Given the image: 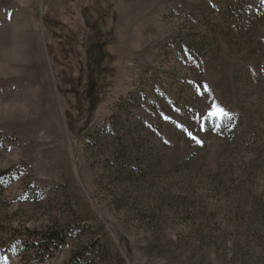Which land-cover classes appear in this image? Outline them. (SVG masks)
<instances>
[{
	"label": "rangeland",
	"instance_id": "obj_1",
	"mask_svg": "<svg viewBox=\"0 0 264 264\" xmlns=\"http://www.w3.org/2000/svg\"><path fill=\"white\" fill-rule=\"evenodd\" d=\"M0 264H264V0H0Z\"/></svg>",
	"mask_w": 264,
	"mask_h": 264
},
{
	"label": "trees",
	"instance_id": "obj_2",
	"mask_svg": "<svg viewBox=\"0 0 264 264\" xmlns=\"http://www.w3.org/2000/svg\"><path fill=\"white\" fill-rule=\"evenodd\" d=\"M93 75L91 76L92 79ZM36 237V241L34 242V240H30L31 238L29 237L28 239L22 240L23 243H25L30 249H37L39 248V246H44L45 250L47 251H51L50 249L53 246L59 247L60 245H62L66 238H67V232H55V231H51V232H45L41 235H37Z\"/></svg>",
	"mask_w": 264,
	"mask_h": 264
},
{
	"label": "snow or ice",
	"instance_id": "obj_3",
	"mask_svg": "<svg viewBox=\"0 0 264 264\" xmlns=\"http://www.w3.org/2000/svg\"><path fill=\"white\" fill-rule=\"evenodd\" d=\"M211 115H217V116H222V115H227L226 113H224V111L222 109H217L216 112L211 113Z\"/></svg>",
	"mask_w": 264,
	"mask_h": 264
}]
</instances>
